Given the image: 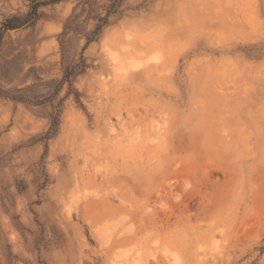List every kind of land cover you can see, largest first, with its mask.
Here are the masks:
<instances>
[{"label":"rangeland","instance_id":"obj_1","mask_svg":"<svg viewBox=\"0 0 264 264\" xmlns=\"http://www.w3.org/2000/svg\"><path fill=\"white\" fill-rule=\"evenodd\" d=\"M33 5L0 0V264H264V0Z\"/></svg>","mask_w":264,"mask_h":264},{"label":"trees","instance_id":"obj_2","mask_svg":"<svg viewBox=\"0 0 264 264\" xmlns=\"http://www.w3.org/2000/svg\"><path fill=\"white\" fill-rule=\"evenodd\" d=\"M58 1H61V0H33L34 5H33V10L31 12V15L35 18L37 16L39 6L46 5V4H54ZM5 27H8L9 29L15 28L13 20H8L5 24Z\"/></svg>","mask_w":264,"mask_h":264}]
</instances>
